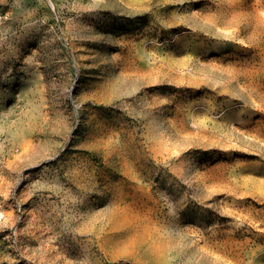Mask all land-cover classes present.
Here are the masks:
<instances>
[{"label":"rangeland","instance_id":"1","mask_svg":"<svg viewBox=\"0 0 264 264\" xmlns=\"http://www.w3.org/2000/svg\"><path fill=\"white\" fill-rule=\"evenodd\" d=\"M0 9V264H264V0Z\"/></svg>","mask_w":264,"mask_h":264},{"label":"bare ground","instance_id":"2","mask_svg":"<svg viewBox=\"0 0 264 264\" xmlns=\"http://www.w3.org/2000/svg\"><path fill=\"white\" fill-rule=\"evenodd\" d=\"M252 148V147H251ZM264 150V149H263ZM245 184V183H244ZM261 188V187H260ZM261 190V189H260ZM258 191H259V189H258ZM262 192V191H261ZM263 193H264V191H263ZM240 204V203H239ZM229 208V207H228ZM244 211V210H243ZM244 215V214H243Z\"/></svg>","mask_w":264,"mask_h":264},{"label":"built area","instance_id":"3","mask_svg":"<svg viewBox=\"0 0 264 264\" xmlns=\"http://www.w3.org/2000/svg\"><path fill=\"white\" fill-rule=\"evenodd\" d=\"M2 15V10L0 9V16Z\"/></svg>","mask_w":264,"mask_h":264}]
</instances>
